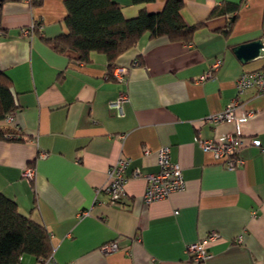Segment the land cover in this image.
Masks as SVG:
<instances>
[{"label":"crops","instance_id":"1","mask_svg":"<svg viewBox=\"0 0 264 264\" xmlns=\"http://www.w3.org/2000/svg\"><path fill=\"white\" fill-rule=\"evenodd\" d=\"M65 1L1 7L0 69L18 105L2 126L20 140L0 141V192L46 227L58 264H191L189 245L213 232L219 237L207 244L205 264H264V97L256 89L239 94L236 87L244 72L264 70V56L243 63L233 51L264 40V0H184L183 20L199 26L193 41L144 35L115 63L129 69L123 81L108 79L104 54L92 53L84 63L47 44L67 33ZM114 1L126 19L166 5ZM226 4L238 10L212 15ZM33 25L35 32L23 33ZM218 58L219 68L201 81ZM122 93L128 101L119 111L111 103ZM237 97V115L253 116L241 126L243 164L229 169L196 138L235 132L233 122L204 119ZM163 147L181 165L187 186L147 205L145 177L159 171ZM124 156L131 161L126 197L113 206L103 188L109 169ZM26 168L34 170L31 180L23 177ZM135 170L142 177L135 178ZM113 242L121 250L104 253Z\"/></svg>","mask_w":264,"mask_h":264},{"label":"trees","instance_id":"2","mask_svg":"<svg viewBox=\"0 0 264 264\" xmlns=\"http://www.w3.org/2000/svg\"><path fill=\"white\" fill-rule=\"evenodd\" d=\"M23 0H0L18 2ZM156 0H128L139 5ZM44 0H30L33 7ZM67 33L47 40V44L58 53L72 51L84 63L89 62L92 53L107 56L112 69L118 57L134 47L146 34L152 38L167 37L172 42L189 44L199 26H188L182 18L184 0H166L161 12L139 14L126 19L122 5L114 0H66ZM237 6L226 4L216 8L212 15L236 12ZM235 21L233 18L230 25ZM1 30V29H0ZM18 109L16 96L12 91L10 78L0 69V141H18L19 135L2 126ZM53 246L46 227L23 215L17 203L0 192V264H23L24 256L46 260L51 257Z\"/></svg>","mask_w":264,"mask_h":264},{"label":"built area","instance_id":"3","mask_svg":"<svg viewBox=\"0 0 264 264\" xmlns=\"http://www.w3.org/2000/svg\"><path fill=\"white\" fill-rule=\"evenodd\" d=\"M36 26L33 25L29 29L23 31L24 34L35 32ZM264 43V40H263ZM264 51V48H263ZM136 65V63H134ZM221 65V58L216 59L211 66L210 71L200 80L204 81L211 78L213 72L216 71ZM129 69L122 66H114L108 73V79L113 78L116 81H123L128 74ZM236 87L239 94L246 90L256 89L260 95L264 97V70L244 72L236 81ZM128 101L126 93L120 94L118 99L111 103V107L117 108L119 111L123 109V103ZM240 106L239 98H235L225 109L217 113H213L205 117L204 121L213 125L220 123L235 124L236 130L233 133L226 134L217 140H203L196 138L199 146L204 152L212 153L214 158L223 163L229 169H236L243 164L240 158V149L243 145V134L241 126L247 122L252 116L253 112L248 114L237 115V108ZM11 117V116H10ZM10 117L8 119H10ZM7 119V120H8ZM252 145L260 147L259 140H252ZM130 160L127 157H121L108 171V182L103 188L104 192L110 197V204L113 206H121L122 201L126 197V184H127V170L130 166ZM157 162L159 171L154 174L146 175L147 186L144 192V202L150 205L155 202L167 200L171 195L182 192L186 189V179L183 174V169L179 163L172 160L171 150L169 147H163L157 152ZM35 173L32 168H26L23 177L31 180ZM135 178L142 177L139 170L133 173ZM98 190L97 192H99ZM178 212H176L177 214ZM219 234L213 232L207 239L202 242L193 243L188 247V254L191 264H205L206 260L210 257L207 244L210 241H215ZM121 248L117 242L107 244L102 247L104 253H113L120 251ZM35 264H58L53 256L46 260H39Z\"/></svg>","mask_w":264,"mask_h":264},{"label":"water","instance_id":"4","mask_svg":"<svg viewBox=\"0 0 264 264\" xmlns=\"http://www.w3.org/2000/svg\"><path fill=\"white\" fill-rule=\"evenodd\" d=\"M264 43L262 39H257L248 43H244L236 46L233 51L236 56L242 61L246 63L255 58L264 56Z\"/></svg>","mask_w":264,"mask_h":264},{"label":"rangeland","instance_id":"5","mask_svg":"<svg viewBox=\"0 0 264 264\" xmlns=\"http://www.w3.org/2000/svg\"><path fill=\"white\" fill-rule=\"evenodd\" d=\"M23 264H35V259L32 256L25 255Z\"/></svg>","mask_w":264,"mask_h":264}]
</instances>
